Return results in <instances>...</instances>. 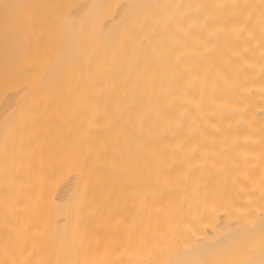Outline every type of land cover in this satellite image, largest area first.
I'll list each match as a JSON object with an SVG mask.
<instances>
[{
  "label": "bare ground",
  "instance_id": "1",
  "mask_svg": "<svg viewBox=\"0 0 264 264\" xmlns=\"http://www.w3.org/2000/svg\"><path fill=\"white\" fill-rule=\"evenodd\" d=\"M0 264H264V0H0Z\"/></svg>",
  "mask_w": 264,
  "mask_h": 264
}]
</instances>
